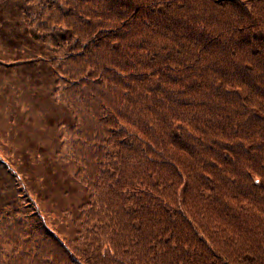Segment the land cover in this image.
I'll return each mask as SVG.
<instances>
[{"label": "trees", "instance_id": "obj_1", "mask_svg": "<svg viewBox=\"0 0 264 264\" xmlns=\"http://www.w3.org/2000/svg\"><path fill=\"white\" fill-rule=\"evenodd\" d=\"M0 264H264V0H0Z\"/></svg>", "mask_w": 264, "mask_h": 264}]
</instances>
